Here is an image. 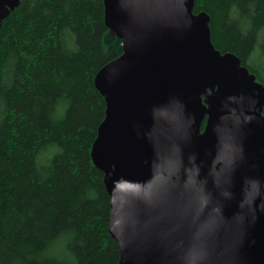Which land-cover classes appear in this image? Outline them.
Returning a JSON list of instances; mask_svg holds the SVG:
<instances>
[{
  "label": "water",
  "instance_id": "95a60500",
  "mask_svg": "<svg viewBox=\"0 0 264 264\" xmlns=\"http://www.w3.org/2000/svg\"><path fill=\"white\" fill-rule=\"evenodd\" d=\"M103 2L123 53L95 77L91 156L119 264H264V87L193 0ZM18 3L0 0V25Z\"/></svg>",
  "mask_w": 264,
  "mask_h": 264
},
{
  "label": "trees",
  "instance_id": "16d2710c",
  "mask_svg": "<svg viewBox=\"0 0 264 264\" xmlns=\"http://www.w3.org/2000/svg\"><path fill=\"white\" fill-rule=\"evenodd\" d=\"M192 12L264 87V0H193ZM122 53L103 0H19L2 19L0 264H119L91 150L106 112L95 77Z\"/></svg>",
  "mask_w": 264,
  "mask_h": 264
},
{
  "label": "rangeland",
  "instance_id": "374dc122",
  "mask_svg": "<svg viewBox=\"0 0 264 264\" xmlns=\"http://www.w3.org/2000/svg\"><path fill=\"white\" fill-rule=\"evenodd\" d=\"M262 65H264V60H263V62H262ZM264 67V66H263Z\"/></svg>",
  "mask_w": 264,
  "mask_h": 264
}]
</instances>
